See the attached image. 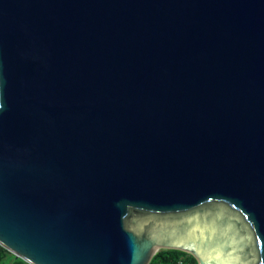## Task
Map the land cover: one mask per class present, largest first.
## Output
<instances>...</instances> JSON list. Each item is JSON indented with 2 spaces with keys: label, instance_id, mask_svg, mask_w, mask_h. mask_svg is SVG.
Segmentation results:
<instances>
[{
  "label": "water",
  "instance_id": "obj_1",
  "mask_svg": "<svg viewBox=\"0 0 264 264\" xmlns=\"http://www.w3.org/2000/svg\"><path fill=\"white\" fill-rule=\"evenodd\" d=\"M0 245L264 264V0H0Z\"/></svg>",
  "mask_w": 264,
  "mask_h": 264
},
{
  "label": "trees",
  "instance_id": "obj_2",
  "mask_svg": "<svg viewBox=\"0 0 264 264\" xmlns=\"http://www.w3.org/2000/svg\"><path fill=\"white\" fill-rule=\"evenodd\" d=\"M186 258L192 264H197V260L191 254L176 250V249H162L155 254L149 264H177L180 258ZM0 264H29L21 258H17L13 253L0 245Z\"/></svg>",
  "mask_w": 264,
  "mask_h": 264
},
{
  "label": "built area",
  "instance_id": "obj_3",
  "mask_svg": "<svg viewBox=\"0 0 264 264\" xmlns=\"http://www.w3.org/2000/svg\"><path fill=\"white\" fill-rule=\"evenodd\" d=\"M177 264H192V262L182 257L178 260Z\"/></svg>",
  "mask_w": 264,
  "mask_h": 264
}]
</instances>
